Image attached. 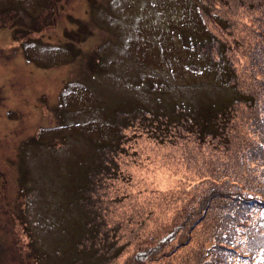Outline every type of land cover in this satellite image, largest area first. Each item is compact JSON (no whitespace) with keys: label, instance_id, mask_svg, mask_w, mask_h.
<instances>
[{"label":"rangeland","instance_id":"obj_1","mask_svg":"<svg viewBox=\"0 0 264 264\" xmlns=\"http://www.w3.org/2000/svg\"><path fill=\"white\" fill-rule=\"evenodd\" d=\"M262 207L264 0H0V264H264Z\"/></svg>","mask_w":264,"mask_h":264},{"label":"trees","instance_id":"obj_2","mask_svg":"<svg viewBox=\"0 0 264 264\" xmlns=\"http://www.w3.org/2000/svg\"><path fill=\"white\" fill-rule=\"evenodd\" d=\"M220 74H224V71L221 70ZM227 87H230V85H227ZM229 111H231V106L225 107L224 110H222L221 112L213 113L211 111V112H199L196 114V112H198L197 109L189 108L187 110V112L190 114V116H188L187 119L191 122L190 125L196 129V132L199 134L200 138L202 136H207V135H211L213 137H216L217 134L222 132L221 127L223 126V124L221 123V121L223 120L222 118L225 116V114L226 113L228 114ZM150 115L153 117V120H156L155 114L150 113ZM197 115L200 117H197ZM158 118L160 120L162 119L163 121H166V122L172 121L170 119V117H168V116H159ZM163 118H165V119H163ZM160 120H158V122ZM214 121H215V125H214ZM184 123H187L186 119H184ZM97 164H98V160L96 161V165ZM248 196L252 197V195H248ZM246 198H247V196H243V195H239V194L233 195V201L234 202H233V205H232L231 211H230L232 214V217H233V210L234 209H235L236 215L238 214V216H241L242 213L249 211L248 207H249L250 202H248V201L245 202ZM262 208L264 209V207H262ZM249 217H251V213L249 215H247V218H246V216L244 217L243 225L240 223L239 218L234 219L233 220V229L237 230V228H235L234 225L240 226V227H245V223H246L245 220L248 219V221H251V218H249ZM246 228L249 229L248 226ZM255 228L256 229H254V230H257V227H255ZM254 230L252 231V233H254ZM249 233L247 234L248 235L247 237L249 239H253L254 235L252 234L253 236H251V235H249ZM234 234L235 233H233V235ZM219 237H218V239H219ZM230 242H231V240H230ZM226 246H227V249L231 250L230 249L231 246H228V245H226ZM248 249H250V252L252 251L249 242L244 246V250H248ZM223 259L224 258H220L218 260V263H221Z\"/></svg>","mask_w":264,"mask_h":264}]
</instances>
